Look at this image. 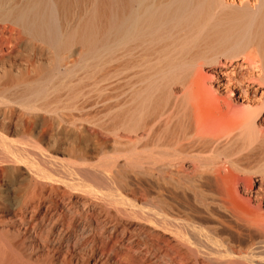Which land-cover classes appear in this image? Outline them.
<instances>
[{
  "label": "bare ground",
  "instance_id": "obj_1",
  "mask_svg": "<svg viewBox=\"0 0 264 264\" xmlns=\"http://www.w3.org/2000/svg\"><path fill=\"white\" fill-rule=\"evenodd\" d=\"M20 179L0 217L46 250L264 264V0H0V189Z\"/></svg>",
  "mask_w": 264,
  "mask_h": 264
},
{
  "label": "rangeland",
  "instance_id": "obj_2",
  "mask_svg": "<svg viewBox=\"0 0 264 264\" xmlns=\"http://www.w3.org/2000/svg\"><path fill=\"white\" fill-rule=\"evenodd\" d=\"M14 28L16 30H20V28L17 27V26H14ZM203 70L206 71V72H208L207 71L208 70V67H203ZM255 86L256 85H254V87ZM207 91L208 90H206V89L204 90L203 89L200 92L201 93L202 92L205 93V94L203 93V96H205V95L208 96L209 95V91L208 92ZM258 95H259V93H258ZM58 157L61 158V160L65 159L64 161H67L65 155L62 154V153H59L58 154ZM18 182H15L11 186L6 185V184H3L2 185V187L0 189V199H1L0 202H7V201L8 202H11L12 201V199L17 195V191L19 190V188L20 189L23 188L22 185L24 184V181L22 179H20ZM7 186H9L11 189L10 188H7ZM7 192L9 194L8 195H5V193L7 194ZM1 193H2V195H1ZM5 198H7V199H5ZM3 215L4 214L1 215L2 218L0 217V219L3 220L2 222L0 220V223H1L0 224V262H1L0 264H102V263L103 264H107V263L108 264H115V263L116 264H124V263L125 264L126 263L127 264H129V263L130 264H133L134 262H135V264H137V263L140 264L139 262L141 261V259L138 256L141 255V254L138 255V252H135V251H131V252L130 251H127L122 246V247L119 248V258H118L119 260L117 261V260L113 259V257H112L113 256L112 251L109 250L108 247H106V249H105V245H104L103 238H102V240H99L98 242H95V243H92L91 244V242L89 240H88V242H87V240L85 241V239H84L85 237L82 238L81 235L78 233V231L75 233L76 235L75 234L73 235V237H72L73 239L70 238V236H72V235H70L67 238V240H64L61 243L60 242H57L56 243L55 241H49L48 247L50 249L48 248L49 250L48 249L46 250L42 246H39L42 241L37 240L38 241L37 242L36 240L31 239V237H29V239H28V236H26L27 234H25V235L20 234L19 233V230L16 228V226L18 227L17 222L13 218H11V215L10 214H5L4 216ZM19 234H20V237L22 235V238L21 239L19 237ZM79 237H80V239H79ZM78 239L80 240V242H79ZM21 240L23 241V243H22ZM71 240H72L73 243H74V241H75V243L77 241L76 246L74 245L75 243L72 244ZM100 241H102V242H100ZM21 244H23V245H21ZM66 245H68V247ZM95 245H99L100 247L99 246H95ZM102 245L104 247H102ZM79 246H81V247L84 246V248L86 247L87 249L86 248L84 249L83 247L81 248ZM20 247H21V249H20ZM71 247H73V248H71ZM93 247H95V248L93 249ZM113 247L114 248H112V249H115V246H113ZM74 248H75V250H74ZM100 248L103 249V250L101 251ZM22 250H24V251H22ZM67 250L69 252H67ZM72 250H74V251L72 252ZM78 250L80 252H78ZM95 250H96V252H95ZM93 251H94V253H93ZM122 251H125V253L122 252ZM106 252H108L109 255ZM128 252H129V255L128 254L125 255ZM99 253L101 255H99ZM105 255H107L108 258H105L106 257ZM130 255L132 256L131 261H134L133 263L131 261L128 262L130 260V258H131ZM152 255H148L147 256V259L143 260V262H145L147 264H164L163 261L157 257V254H156V257L157 258L155 257V255H153V256ZM102 260H104V261H102ZM150 260H151V262H150ZM143 262L141 261V264H143Z\"/></svg>",
  "mask_w": 264,
  "mask_h": 264
}]
</instances>
